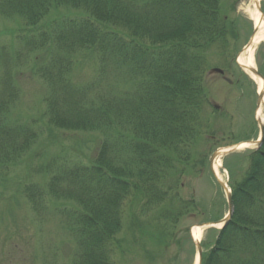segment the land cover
<instances>
[{
  "label": "trees",
  "instance_id": "1",
  "mask_svg": "<svg viewBox=\"0 0 264 264\" xmlns=\"http://www.w3.org/2000/svg\"><path fill=\"white\" fill-rule=\"evenodd\" d=\"M220 3L1 0L0 14L19 16L28 27H36L53 8L88 14L48 21L33 37H23L29 52H45L32 69L47 85L42 118L49 134L56 128L102 136L90 165L53 157L33 173L44 183L31 181L20 190L37 216L57 218L71 237L76 246L71 264H112L124 201L138 194L142 210L148 209L165 202L170 188L178 186L203 129L207 54L213 50L224 58L229 51ZM82 50L96 53L98 67L91 80L76 84L71 71ZM3 83L0 181L42 133L38 120L9 118L18 93L7 80ZM248 157L243 177L230 185L231 218L201 264H264V135ZM53 249L52 257L58 251Z\"/></svg>",
  "mask_w": 264,
  "mask_h": 264
},
{
  "label": "rangeland",
  "instance_id": "2",
  "mask_svg": "<svg viewBox=\"0 0 264 264\" xmlns=\"http://www.w3.org/2000/svg\"><path fill=\"white\" fill-rule=\"evenodd\" d=\"M1 2V0H0ZM245 0H221L220 18L228 26V55L220 58L213 50L207 54L204 73L208 105L204 112L203 129L191 149L189 164L178 177V186L170 188L168 199L142 210L138 194H132L122 206V229L112 243V264H194L198 254L197 242L191 237V228L206 223L199 242L206 251L217 236L220 227L211 225L228 212L227 190L221 188L209 170V158L218 147L242 140L259 139V123L255 119L258 107L257 86L251 76L235 63L253 33V22L242 11ZM263 3L264 10V0ZM88 17L78 8L59 7L35 27H28L19 16L0 14V87L10 70L18 98L9 112L11 120L29 122L38 120L42 133L0 181V264H71L76 247L68 233L59 227L58 219L37 216L20 194L21 188L31 181L44 183V177L34 175L40 164L51 158L66 159L69 163L90 165L102 139L98 132L66 131L46 128L44 98L47 85L33 71L35 58L45 54L29 52L23 37H33L35 28L59 18ZM98 67V57L91 50L78 51L74 56L71 78L76 84L91 80ZM224 69V74L210 69ZM255 67L264 74V41L255 52ZM228 78L231 83L223 78ZM246 79V80H243ZM239 82H238V81ZM243 81V83H242ZM242 83V84H240ZM216 104L218 107L214 108ZM257 144L245 150L234 149L221 158V172L228 188L241 180L249 166V153ZM215 174V173H214ZM226 187V188H227ZM139 222V229L130 223ZM58 248L52 257L53 248Z\"/></svg>",
  "mask_w": 264,
  "mask_h": 264
},
{
  "label": "bare ground",
  "instance_id": "3",
  "mask_svg": "<svg viewBox=\"0 0 264 264\" xmlns=\"http://www.w3.org/2000/svg\"><path fill=\"white\" fill-rule=\"evenodd\" d=\"M262 0H245L241 5V9L245 12L253 25L256 28V32L251 38L250 43L243 49L242 53L237 57V63L251 78L254 80L257 86V92L260 94L261 99L259 100L258 107L256 109L255 119L261 125L264 120V78L258 76L254 73L255 67V52L258 46L264 41V16L261 13ZM257 142H242L238 145L232 147H221L216 151V154L212 161V168L216 177L223 183L226 182L222 175L221 169V158L225 152L230 149L245 150L247 148L253 147ZM205 226V225H204ZM204 226H193L191 228V237L194 241L198 242ZM215 226L220 227V224ZM199 263L198 254L195 256L194 264Z\"/></svg>",
  "mask_w": 264,
  "mask_h": 264
},
{
  "label": "water",
  "instance_id": "4",
  "mask_svg": "<svg viewBox=\"0 0 264 264\" xmlns=\"http://www.w3.org/2000/svg\"><path fill=\"white\" fill-rule=\"evenodd\" d=\"M213 71H215V72H222L220 69H213ZM254 73L256 75H258V76H261V74L257 70H254ZM258 97H259L258 98V101H259L261 99L260 94L258 95ZM263 133H264V128H263V124H262L261 125V137H260V140L257 142L258 143V146L261 145ZM214 156H215V154L212 155V157L210 159V163L212 162V159L214 158ZM219 184L221 186H223V184L220 181H219ZM227 202H228V214H227V216L224 219H222L220 221V223H223V225H225V223L230 219L231 214H232V211H233V207H232V203H231V195H230L229 192L227 193ZM197 250H198L199 264H200L201 263V259H202V249H201V246H200L199 243H197Z\"/></svg>",
  "mask_w": 264,
  "mask_h": 264
}]
</instances>
